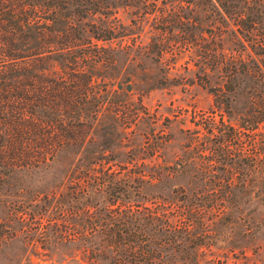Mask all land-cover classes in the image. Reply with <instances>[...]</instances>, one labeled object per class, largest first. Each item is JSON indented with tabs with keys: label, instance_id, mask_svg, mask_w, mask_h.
<instances>
[{
	"label": "trees",
	"instance_id": "obj_1",
	"mask_svg": "<svg viewBox=\"0 0 264 264\" xmlns=\"http://www.w3.org/2000/svg\"><path fill=\"white\" fill-rule=\"evenodd\" d=\"M125 8L161 24L147 43L158 55L193 47L194 66L218 72L220 111L248 85L236 123L193 114L173 159L171 135L137 132L157 118L116 75L140 46ZM174 28L185 36L169 41ZM55 164L65 184L27 203L43 247L74 244L89 264H218V243L232 252L263 222L251 214L264 203V0H0V188Z\"/></svg>",
	"mask_w": 264,
	"mask_h": 264
},
{
	"label": "rangeland",
	"instance_id": "obj_2",
	"mask_svg": "<svg viewBox=\"0 0 264 264\" xmlns=\"http://www.w3.org/2000/svg\"><path fill=\"white\" fill-rule=\"evenodd\" d=\"M118 14L131 32L125 38L126 42L130 43L131 37H136L140 46L129 50L127 54H118L116 75L122 81L124 89L130 84L132 99L138 112L155 114L157 118L153 124L142 122L137 128L138 133L153 127L155 131L164 130L171 135L172 140L165 155L173 159L181 153L183 130L189 127L188 119L193 114H214L219 117L220 113H224L225 119L229 116V120L236 123L248 103V85L242 84L243 87L237 89L229 113L220 111L210 92V87L219 82L218 72L208 70L205 73L194 66L198 53L193 47L188 50L178 47L158 55L155 48L147 47V43L154 27H161V24L150 19L143 26H138L137 21H132L130 8L120 9ZM195 25L199 23L196 22ZM166 36L169 41H178L185 34L174 28ZM110 87L116 88V84ZM139 142L140 138L136 143ZM244 145L246 150L249 149L247 143ZM64 168L62 164H55L30 176L6 178L0 188V264H89L87 253L74 244L53 243L49 248L43 247L40 233L45 229L39 224L43 221L42 216L37 211L33 216L28 213L27 203L32 194L39 199L53 187L59 190V186L65 184L66 180H61ZM242 176V170H237L235 177L240 179ZM251 216L262 219V224L251 225L252 236L246 238V242L240 240L238 243L241 245L236 246L232 252L225 242L218 243V247L214 248L218 264H264V203ZM83 223L86 221L83 220ZM242 247H245L244 250H241ZM206 256V259L214 257L209 253ZM95 264L109 263L98 260ZM201 264L210 263L202 261Z\"/></svg>",
	"mask_w": 264,
	"mask_h": 264
}]
</instances>
